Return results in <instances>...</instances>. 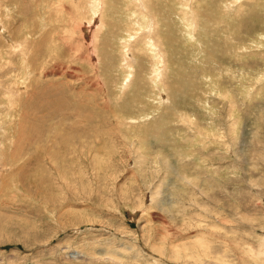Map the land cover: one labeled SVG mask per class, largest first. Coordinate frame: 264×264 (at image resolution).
<instances>
[{"label": "rangeland", "instance_id": "374dc122", "mask_svg": "<svg viewBox=\"0 0 264 264\" xmlns=\"http://www.w3.org/2000/svg\"><path fill=\"white\" fill-rule=\"evenodd\" d=\"M0 264H264V0H0Z\"/></svg>", "mask_w": 264, "mask_h": 264}]
</instances>
